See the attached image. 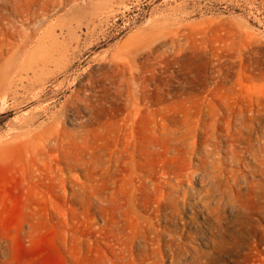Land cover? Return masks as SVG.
<instances>
[{"label": "rangeland", "instance_id": "rangeland-1", "mask_svg": "<svg viewBox=\"0 0 264 264\" xmlns=\"http://www.w3.org/2000/svg\"><path fill=\"white\" fill-rule=\"evenodd\" d=\"M0 264H264V0H0Z\"/></svg>", "mask_w": 264, "mask_h": 264}]
</instances>
